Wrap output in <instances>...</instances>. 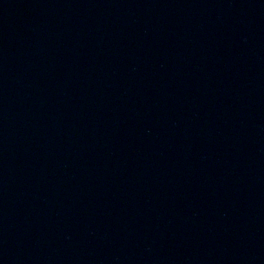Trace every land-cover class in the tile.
<instances>
[{"label":"water","instance_id":"water-1","mask_svg":"<svg viewBox=\"0 0 264 264\" xmlns=\"http://www.w3.org/2000/svg\"><path fill=\"white\" fill-rule=\"evenodd\" d=\"M0 264H264V0H0Z\"/></svg>","mask_w":264,"mask_h":264}]
</instances>
